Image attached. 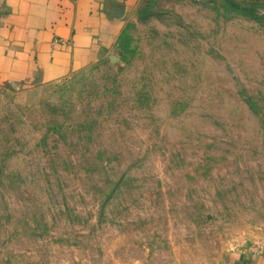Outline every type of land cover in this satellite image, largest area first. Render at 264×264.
<instances>
[{
  "label": "rangeland",
  "instance_id": "obj_1",
  "mask_svg": "<svg viewBox=\"0 0 264 264\" xmlns=\"http://www.w3.org/2000/svg\"><path fill=\"white\" fill-rule=\"evenodd\" d=\"M234 1H122L93 61L0 82V264H227L264 243V0Z\"/></svg>",
  "mask_w": 264,
  "mask_h": 264
},
{
  "label": "crops",
  "instance_id": "obj_2",
  "mask_svg": "<svg viewBox=\"0 0 264 264\" xmlns=\"http://www.w3.org/2000/svg\"><path fill=\"white\" fill-rule=\"evenodd\" d=\"M122 1L0 0V82H47L93 61L116 33ZM227 264H264V245Z\"/></svg>",
  "mask_w": 264,
  "mask_h": 264
},
{
  "label": "trees",
  "instance_id": "obj_3",
  "mask_svg": "<svg viewBox=\"0 0 264 264\" xmlns=\"http://www.w3.org/2000/svg\"><path fill=\"white\" fill-rule=\"evenodd\" d=\"M230 4L233 5V7H240V4L234 0H227Z\"/></svg>",
  "mask_w": 264,
  "mask_h": 264
},
{
  "label": "built area",
  "instance_id": "obj_4",
  "mask_svg": "<svg viewBox=\"0 0 264 264\" xmlns=\"http://www.w3.org/2000/svg\"><path fill=\"white\" fill-rule=\"evenodd\" d=\"M263 245H264V243H263V244H261V245L259 246V248H256V249H260V248H262V247H263Z\"/></svg>",
  "mask_w": 264,
  "mask_h": 264
}]
</instances>
